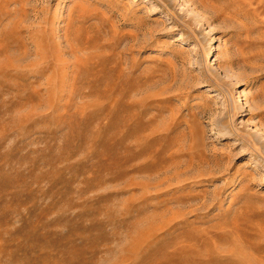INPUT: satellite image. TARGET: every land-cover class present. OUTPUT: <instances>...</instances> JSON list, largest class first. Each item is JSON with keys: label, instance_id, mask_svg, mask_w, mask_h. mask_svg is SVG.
<instances>
[{"label": "rangeland", "instance_id": "1", "mask_svg": "<svg viewBox=\"0 0 264 264\" xmlns=\"http://www.w3.org/2000/svg\"><path fill=\"white\" fill-rule=\"evenodd\" d=\"M0 264H264V0H0Z\"/></svg>", "mask_w": 264, "mask_h": 264}]
</instances>
